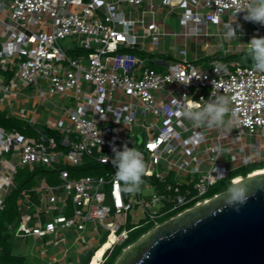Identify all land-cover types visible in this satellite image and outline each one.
Returning a JSON list of instances; mask_svg holds the SVG:
<instances>
[{
  "label": "built area",
  "instance_id": "2783aa9c",
  "mask_svg": "<svg viewBox=\"0 0 264 264\" xmlns=\"http://www.w3.org/2000/svg\"><path fill=\"white\" fill-rule=\"evenodd\" d=\"M243 5L244 0H0V110L27 120L39 135L0 127V207L16 187L20 167L43 165L58 175L56 184L42 181L32 188L39 203L22 192L18 237L79 232L97 222L108 232L102 246L112 241L96 263L104 264L141 226L127 228L134 208L159 227L160 218L213 199L206 198L209 189L236 169L264 160V72L227 59L247 51L254 36L264 37L262 25L236 14ZM161 6L182 9L180 32L159 15ZM232 22L241 26L239 38L248 36L246 44L235 47L225 38V25ZM170 36L182 46L179 55L154 60L167 71L150 67L155 55L168 56L161 46ZM218 39L230 45L210 68L188 59L189 42L206 41L204 57H211L222 51L218 45L208 54ZM181 76L190 84L181 83ZM211 94L232 97L226 126H196L176 115L174 100L188 96L203 105ZM57 96L62 105L53 101ZM44 109L50 114L43 120ZM46 122L60 142L38 127ZM125 144L141 151L148 165L135 195L121 192L111 163L113 145L122 150ZM7 152L12 158L4 157ZM86 166L101 173L72 176L71 168ZM238 179L243 177L231 182ZM152 188L155 193L146 194ZM108 216L113 220L106 221Z\"/></svg>",
  "mask_w": 264,
  "mask_h": 264
},
{
  "label": "water",
  "instance_id": "95a60500",
  "mask_svg": "<svg viewBox=\"0 0 264 264\" xmlns=\"http://www.w3.org/2000/svg\"><path fill=\"white\" fill-rule=\"evenodd\" d=\"M217 46L208 48L212 55ZM264 172L144 234L117 264H264ZM241 198L236 199V193Z\"/></svg>",
  "mask_w": 264,
  "mask_h": 264
},
{
  "label": "rangeland",
  "instance_id": "374dc122",
  "mask_svg": "<svg viewBox=\"0 0 264 264\" xmlns=\"http://www.w3.org/2000/svg\"><path fill=\"white\" fill-rule=\"evenodd\" d=\"M158 2V1H157ZM159 4V3H158ZM159 15L163 18H165L166 23L169 24L172 28V30H175L177 32H180L182 30L181 24H180V18L182 9L176 8L172 9L171 7L167 6H161L160 7ZM136 15V14H133ZM226 21H229V17H225ZM251 23V22H250ZM241 30V29H240ZM239 30V31H240ZM173 36L167 37L161 46V49H164L169 53V56H156L153 58L152 61L149 62V66L156 68L158 70H164L167 71V69L163 66L158 65L156 62H154L155 59H171V55H179V51L182 46L180 45H173ZM249 38L248 36H243L241 39H233V41H230L232 45L236 46L239 40H245L247 41ZM215 45H221L222 51L218 52L217 55L208 57L206 60H194L195 57L197 58H203L205 55V52H203V47L206 43V41L202 42V45H197L195 43L189 42V54L188 59L194 60L196 64H205L207 68H210L211 61L216 58H222L223 57V49L229 48L230 42L229 41H220L218 40H212ZM69 40L63 41V45H67ZM77 43L72 44V48L76 47ZM243 52H236V53H230L228 56V60L238 61L241 62L243 65H251V63L247 62V57L242 55ZM68 54L70 56H74V51L69 50ZM55 103L62 105L61 99L57 96L53 100ZM66 106L71 105L70 103H65ZM30 105H28L29 107ZM4 116L6 117V114L3 112ZM49 111L45 110L42 112L43 120L47 119L49 115ZM11 118L20 120L16 118L15 116H12ZM21 121V132L24 135L31 136V137H38L39 135L35 132V130L31 127L29 122L27 120H20ZM51 123V122H50ZM38 127L42 128L43 131L48 133V136L55 137L58 142H60L61 137L58 133V131L51 130L48 128V124L41 123ZM26 128V130H25ZM9 130V129H8ZM5 158H12V153L7 152L4 155ZM228 166L231 168L232 164H228ZM257 166H264V161H261L260 163H255L253 166L249 165L244 168L238 169L237 171H233L228 177L220 180L217 184L213 185L210 189V192L208 196L214 197L215 193H223L225 191H228L231 186V177L235 174H242V176H245L247 171L251 170L253 167ZM87 167V166H86ZM23 167H20L19 169H22ZM95 170V169H94ZM92 170L91 172L88 170H84L83 172H78L73 174L74 177H80L84 176L86 174H100L101 170L98 171ZM157 171H159L157 169ZM43 181H46L43 179ZM51 185H54V183H50ZM107 191H109V187L106 188ZM155 193V189L152 188L148 190L146 194L153 195ZM214 195V196H213ZM33 215L35 214V210L32 209L31 211ZM71 211H67V215H71ZM176 213H173L172 215H167L165 217H162L159 219V222L165 223L168 220H170L171 216H173ZM106 221H112L113 216H108L105 219ZM148 216L146 212L139 208H134L129 213V224L127 226L128 229L136 226L141 225L135 231L131 233V237L128 240H123L120 244H118L115 247V254L112 257V262L114 264H117L119 261V258L124 254L125 249L129 246V243L134 244L135 242L139 241L134 240L142 233H144L149 227V231L155 228L154 222H148ZM88 228H86L84 231L77 232L75 228H66L62 229L58 235L52 234L48 235L44 238H37L34 236H27V237H14L12 238L13 241V252L16 255H20L24 259V264H89V260L91 259L92 255L94 254V251L101 245V243L107 238L108 232L105 231L97 222L88 223ZM148 231V232H149ZM146 232V233H148ZM145 233V234H146ZM128 245V246H127ZM131 245V244H130ZM113 252V251H112ZM56 259V260H55Z\"/></svg>",
  "mask_w": 264,
  "mask_h": 264
},
{
  "label": "clouds",
  "instance_id": "9594fccd",
  "mask_svg": "<svg viewBox=\"0 0 264 264\" xmlns=\"http://www.w3.org/2000/svg\"><path fill=\"white\" fill-rule=\"evenodd\" d=\"M239 12L245 13L243 17L245 21L264 26V0H244V5L238 6L236 14ZM233 22L225 25L227 29L225 38L227 39H239L238 31L241 26L233 27ZM247 46V59L250 60L253 70L264 72V37L254 36ZM190 81L191 79L180 77V82L184 85L190 84ZM173 103L179 109L176 115L191 121L196 126L224 127L227 124L226 117L231 111L232 97L211 94V98L201 105L192 99L188 100V96H184L181 101L174 100ZM112 151L114 158L111 163L116 170L115 178L121 185V192L132 195L140 193L145 183L144 178L148 175V165L143 158V153L134 147L129 148L127 144L122 150L113 145ZM107 161L108 157L104 162ZM235 198H241V193L237 192Z\"/></svg>",
  "mask_w": 264,
  "mask_h": 264
},
{
  "label": "trees",
  "instance_id": "16d2710c",
  "mask_svg": "<svg viewBox=\"0 0 264 264\" xmlns=\"http://www.w3.org/2000/svg\"><path fill=\"white\" fill-rule=\"evenodd\" d=\"M242 55L247 57V51H244ZM247 62L251 63L250 60H247ZM0 127H3L7 130L9 129L10 131H20L21 121L17 119L15 120L11 117H5L3 111L0 110ZM254 164L255 163L250 164V166H253ZM259 169H264V166L253 167L251 170L247 171L245 175ZM84 170H88L90 172L92 171L88 169V167L71 168L72 176L73 174L81 171L83 172ZM241 175L242 174L238 173L232 175V177L234 178ZM43 179L49 183L53 182L54 184H56L58 182L57 172L50 170L47 166L43 165H37L33 170H31L30 167L27 166L18 170L15 176L16 187L6 195L4 205L0 207V264H24L23 257L14 254L12 241V238L18 237L16 233L22 223V209L21 205L19 204V200L21 199L22 192L26 190L30 194L31 198L36 203H39L35 192H32L31 190L33 187L39 185L43 181ZM210 189L206 194V198H210V196H208ZM216 194L218 193H215V195ZM150 228H152V226L149 227V229H147L144 233L140 234L134 240V242L140 239L146 232L150 230ZM105 242L106 239L96 250H98ZM130 244L132 243H129L128 245ZM114 254L115 250H113L104 264H114L112 262V257L114 256Z\"/></svg>",
  "mask_w": 264,
  "mask_h": 264
},
{
  "label": "bare ground",
  "instance_id": "6f19581e",
  "mask_svg": "<svg viewBox=\"0 0 264 264\" xmlns=\"http://www.w3.org/2000/svg\"><path fill=\"white\" fill-rule=\"evenodd\" d=\"M261 172H264V170L256 171L252 175H256V174H259ZM237 181L240 182L241 179L240 180L238 179ZM114 239H115L114 235H112L111 236V240H114ZM111 243H112V241H109L108 243H106L104 246H102L100 248V250L98 251V253H97V255H96L95 259H94V264H96L98 262L99 258L102 257V255L105 253L106 249L111 246Z\"/></svg>",
  "mask_w": 264,
  "mask_h": 264
},
{
  "label": "crops",
  "instance_id": "0c3cea01",
  "mask_svg": "<svg viewBox=\"0 0 264 264\" xmlns=\"http://www.w3.org/2000/svg\"><path fill=\"white\" fill-rule=\"evenodd\" d=\"M159 6H160V4H159ZM161 10H159V12H160ZM168 25V27H170L171 28V26L169 25V24H167ZM263 28H264V26H263ZM239 39H241V38H239ZM232 41H233V39H232ZM248 41V40H247ZM247 41H245V40H239L238 41V43H237V45L235 46V47H238L239 45H244V44H246L247 43ZM213 43V42H212ZM213 45H215V44H213ZM216 46H218V45H216ZM203 49V52H205V46L202 48ZM189 54V53H188ZM172 56V55H171ZM168 57H170L169 56V54H168ZM208 57H203V58H197V57H195L194 58V60H206ZM264 161V160H263ZM258 163H260V162H258ZM253 164V163H252ZM246 167V166H245ZM241 168H244V167H241ZM241 168H238V169H241ZM238 169H236V170H238ZM260 170H264V169H259V170H256V171H260ZM256 171H254V172H256ZM253 172V173H254ZM243 176L241 175V176H238L237 178H242ZM58 235V234H57ZM56 260V259H55Z\"/></svg>",
  "mask_w": 264,
  "mask_h": 264
},
{
  "label": "flooded vegetation",
  "instance_id": "af4514ba",
  "mask_svg": "<svg viewBox=\"0 0 264 264\" xmlns=\"http://www.w3.org/2000/svg\"><path fill=\"white\" fill-rule=\"evenodd\" d=\"M248 174H251L250 176H248ZM247 175H245V176H243V179L242 180H245V179H247V178H250V177H253L254 175H252L253 174V172H251V173H248ZM237 182H239V181H237ZM264 182V181H263ZM233 184V183H232Z\"/></svg>",
  "mask_w": 264,
  "mask_h": 264
},
{
  "label": "snow or ice",
  "instance_id": "6c2138e0",
  "mask_svg": "<svg viewBox=\"0 0 264 264\" xmlns=\"http://www.w3.org/2000/svg\"><path fill=\"white\" fill-rule=\"evenodd\" d=\"M153 147H154V145H153Z\"/></svg>",
  "mask_w": 264,
  "mask_h": 264
}]
</instances>
